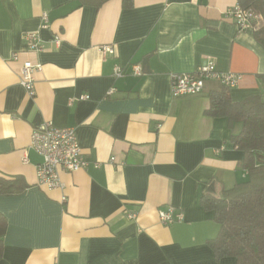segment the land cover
<instances>
[{"label": "crops", "instance_id": "1", "mask_svg": "<svg viewBox=\"0 0 264 264\" xmlns=\"http://www.w3.org/2000/svg\"><path fill=\"white\" fill-rule=\"evenodd\" d=\"M235 5L0 0V182L23 188L0 194V264H236L207 246L219 227L201 201L247 180L231 141L241 124L206 115L218 82L173 97L169 79L210 60L241 76L228 89L232 103L264 98V49L252 27L239 31L226 18ZM28 32H37L39 52L28 49ZM26 61L40 66L33 98L19 84ZM115 66L123 77H113ZM47 122L75 129L87 162L60 173L62 188L37 185L42 159L30 135ZM169 208L184 218L164 226L158 212Z\"/></svg>", "mask_w": 264, "mask_h": 264}, {"label": "trees", "instance_id": "2", "mask_svg": "<svg viewBox=\"0 0 264 264\" xmlns=\"http://www.w3.org/2000/svg\"><path fill=\"white\" fill-rule=\"evenodd\" d=\"M100 4L107 0H81ZM245 11L252 12L257 19L252 23L253 35L264 49V0H236ZM130 6L131 0H123ZM264 89V75L261 77ZM210 106L206 115L224 117L230 125L241 124V131L232 137L233 145L243 152L239 167L246 171L247 180L223 190L220 197L207 193L201 203L213 214L219 227L216 237L207 246L219 261L233 258L236 264H264V98L251 97L234 104L228 89L209 94ZM22 187L11 188L0 182V194H13ZM6 227L0 219V234ZM1 253V244H0Z\"/></svg>", "mask_w": 264, "mask_h": 264}, {"label": "built area", "instance_id": "3", "mask_svg": "<svg viewBox=\"0 0 264 264\" xmlns=\"http://www.w3.org/2000/svg\"><path fill=\"white\" fill-rule=\"evenodd\" d=\"M225 16L235 23L239 31L252 27L254 19H257V16L252 12L243 10L239 5L229 8L225 12ZM41 18L42 27H47V15L43 13ZM23 38L30 51L39 52L41 50L37 32H28ZM102 51L109 55H113L115 52L112 45L103 46ZM13 58L16 60L15 55ZM38 71H40L39 65H33L26 61L22 64L18 73L19 84L30 98L35 96L34 74ZM131 72L135 76H140V66L133 65ZM124 75L125 72L121 67H114L113 77L115 79ZM240 78L241 76L239 75L218 71L215 64L210 60L204 61L190 73H171L169 75L171 95L173 97L200 94L206 81H215L227 89H232L236 87ZM111 93H113V89L108 92V94ZM82 98L87 99V97ZM29 147L42 159L35 167L37 185L39 187L47 189L62 188L61 172L73 173L87 166L73 128H57L50 122L44 123L32 130ZM183 218L184 216L181 212H175L171 208L158 212L159 222L164 226L181 222Z\"/></svg>", "mask_w": 264, "mask_h": 264}]
</instances>
